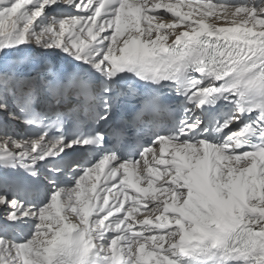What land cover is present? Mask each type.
Segmentation results:
<instances>
[{"label": "snow or ice", "instance_id": "6c2138e0", "mask_svg": "<svg viewBox=\"0 0 264 264\" xmlns=\"http://www.w3.org/2000/svg\"><path fill=\"white\" fill-rule=\"evenodd\" d=\"M0 118V264H264V0H0Z\"/></svg>", "mask_w": 264, "mask_h": 264}, {"label": "bare ground", "instance_id": "6f19581e", "mask_svg": "<svg viewBox=\"0 0 264 264\" xmlns=\"http://www.w3.org/2000/svg\"><path fill=\"white\" fill-rule=\"evenodd\" d=\"M184 11H187V9H184ZM53 15H58V13H56V12H53L52 13ZM209 20H211V18H209ZM38 50H41V49H38ZM42 51V50H41ZM43 52V51H42ZM15 130V129H14ZM66 180H67V178H66ZM62 207H63V205H62ZM137 215H140V214H137ZM27 228H28V226H26Z\"/></svg>", "mask_w": 264, "mask_h": 264}]
</instances>
